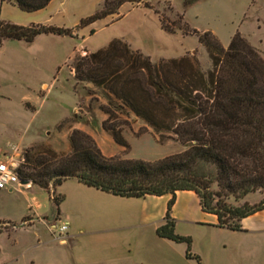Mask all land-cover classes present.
<instances>
[{
	"label": "trees",
	"instance_id": "1",
	"mask_svg": "<svg viewBox=\"0 0 264 264\" xmlns=\"http://www.w3.org/2000/svg\"><path fill=\"white\" fill-rule=\"evenodd\" d=\"M51 1L0 3L33 13L45 9ZM195 1L187 0L185 6ZM125 3L138 5L141 0H104L99 10L82 19L74 29L0 21V46L6 40L31 44L41 35L77 38L78 29L116 14ZM144 7L151 9L148 3ZM166 9L173 12L171 6ZM155 15L165 33L195 35L206 51L210 70H201L196 52L152 63L121 39H113L93 53L76 55L71 68L77 83L93 87L94 90L88 89L89 96L94 97L98 91L106 101L98 106L105 116L101 129L114 144L129 150L123 130L129 128L132 115L159 138L168 135L186 150L156 162L106 157L90 135L73 129L68 137V153L33 144L24 149L15 172L19 181L48 194L51 190L56 213L59 199L52 194L67 180L121 198L170 195L164 223L156 235L186 245L189 256L192 240L175 233V221L170 217L176 192H194L202 211L215 215L219 227L232 231H241L242 219L264 211V200L254 206L232 207L220 200L214 203L209 192L213 184L220 190L219 199H241L256 191L264 192V60L239 33L224 48L211 32L189 31L182 14H176V21L169 25L157 12ZM80 121L75 113L67 120ZM195 260L199 264V258Z\"/></svg>",
	"mask_w": 264,
	"mask_h": 264
},
{
	"label": "rangeland",
	"instance_id": "2",
	"mask_svg": "<svg viewBox=\"0 0 264 264\" xmlns=\"http://www.w3.org/2000/svg\"><path fill=\"white\" fill-rule=\"evenodd\" d=\"M186 1L141 0L138 5L125 3L116 14L78 29L75 32L77 38L42 35L31 44L3 41L0 46V163L13 165L16 171L22 162L24 149L37 143L48 145L58 153H68V137L75 125L100 132H94L98 143L95 142L106 157L156 162L185 151L184 146L168 135L159 138L154 131L149 132L144 122L145 125L134 124L132 115L128 119L129 128L123 130V136L124 133L127 135L129 150L125 151L114 144L110 135L100 129L101 124L99 128L98 118L102 116L105 120V116L98 106L106 101L98 91L94 97L89 96L88 89L93 87L77 83L71 66L76 55L93 53L111 40L121 39L133 50L149 57L152 63L196 52L201 70H210V61L197 37L185 36L180 32L174 35L165 33L155 12L166 20V25L176 21V14H182L189 31L211 32L224 48H227L233 35L239 33L264 60V0H196L188 7L185 6ZM102 3L103 0H52L49 9L41 15L24 13L13 5L0 3V21L29 26L37 24L31 19L38 18L47 21L40 25L74 29L82 19L99 10ZM146 3L151 9L144 7ZM168 6L173 8L172 13L166 9ZM90 31H94V34L90 35ZM74 113L81 118L80 123L67 122ZM71 184L76 183L65 182L57 193H62ZM209 192L213 195L214 203L220 200L232 207L244 204L254 206L264 200L263 191H256L241 199L233 196L219 199L220 190L215 184L210 186ZM52 195L58 198L54 193ZM27 206L31 213L46 215L48 219L51 216L57 218L56 206L49 200V195L30 183L0 190V220L5 217L19 220ZM191 209L190 216L197 218V211L194 207ZM33 219L34 215H29L19 223L0 222V232L24 229L10 235H0V264H31V259H34L33 264H69L68 254L63 249L40 252L31 248L37 241V235L67 248L74 242L68 236L62 240L50 234L45 218ZM182 232L188 234L187 237L195 241L197 250L202 252L201 264L214 262L212 255L206 254L208 241L217 247L215 255L225 247L221 244L224 240L228 246L221 253H232L228 248L232 239L219 229L184 224ZM76 240L83 252L105 247L108 243L91 235L76 237ZM179 246L182 249L185 247L182 244ZM130 251L132 249L126 243L125 254H130ZM255 262L264 264V248Z\"/></svg>",
	"mask_w": 264,
	"mask_h": 264
},
{
	"label": "crops",
	"instance_id": "3",
	"mask_svg": "<svg viewBox=\"0 0 264 264\" xmlns=\"http://www.w3.org/2000/svg\"><path fill=\"white\" fill-rule=\"evenodd\" d=\"M51 3L52 1L41 11L28 14L41 15L49 9ZM31 22L45 24L47 21L37 18L31 19ZM103 120L102 116L98 118L99 128ZM141 123H143L141 120L135 118L134 124L140 126ZM143 125L145 124L143 123ZM145 127L149 132L153 131L148 126L145 125ZM73 129L87 133L97 142V138L94 135L95 131H90L80 125H75ZM95 133L100 132L96 131ZM126 136L124 133V138ZM68 181H75L76 184H71L62 193H57V189L63 188V184ZM54 194L59 199L56 216L68 223V237L72 238L74 242L67 248L57 245L55 242L43 240L40 235H37V241L31 247L32 249L40 252H48L51 249H55V251L63 249L68 254L69 264H193V262L197 264L196 257L199 258V264H201L200 257L203 254L197 250L194 240L191 239L192 244L189 256H186V245L182 244L185 246L182 249L179 246L181 244L159 238L156 235L157 228L164 223L167 204L171 199L170 195L161 197L146 196L139 199L121 198L86 187L76 180L64 181L55 188ZM48 195L51 201V196L50 194ZM191 207H194L197 211V218L190 216ZM24 210V215H21L22 217L19 220L5 217L0 222L19 223L29 215H34L33 220L45 218V221L48 222L53 219V216L48 219L46 215L31 213L29 206ZM170 217L175 221V233L179 236L187 237L188 235L182 232V225L194 224L201 227L219 229L232 239V241H229L228 247L232 250V253L230 252L228 255L221 253V251H224L223 248L228 246L227 241L224 240L221 243L225 247H222V250L218 251L216 255L214 252L217 247L214 243L209 241L206 243V254L212 255L213 264H256L258 253L264 248V211L242 219L239 222L241 231H232L219 227L218 219L215 215L202 211L199 198L194 192L181 191L175 194ZM21 230L24 229L0 232V235H10ZM85 235H91L93 238L105 240L108 243L105 247L99 246L83 252L77 244L76 237L81 238ZM126 243L129 249L133 251H130V254H125ZM33 262L34 259H31L30 263L33 264Z\"/></svg>",
	"mask_w": 264,
	"mask_h": 264
},
{
	"label": "built area",
	"instance_id": "4",
	"mask_svg": "<svg viewBox=\"0 0 264 264\" xmlns=\"http://www.w3.org/2000/svg\"><path fill=\"white\" fill-rule=\"evenodd\" d=\"M13 165L0 163V190L12 188L14 185H20ZM47 229L57 239H65L68 236V223L61 218H55L46 223Z\"/></svg>",
	"mask_w": 264,
	"mask_h": 264
},
{
	"label": "water",
	"instance_id": "5",
	"mask_svg": "<svg viewBox=\"0 0 264 264\" xmlns=\"http://www.w3.org/2000/svg\"><path fill=\"white\" fill-rule=\"evenodd\" d=\"M29 183L26 181H20V185H28Z\"/></svg>",
	"mask_w": 264,
	"mask_h": 264
}]
</instances>
